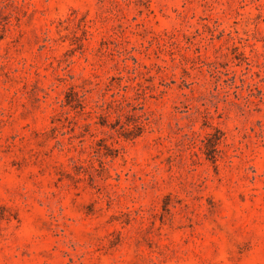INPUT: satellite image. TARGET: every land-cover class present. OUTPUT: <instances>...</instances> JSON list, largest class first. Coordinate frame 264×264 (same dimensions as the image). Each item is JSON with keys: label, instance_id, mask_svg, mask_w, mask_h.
<instances>
[{"label": "rangeland", "instance_id": "obj_1", "mask_svg": "<svg viewBox=\"0 0 264 264\" xmlns=\"http://www.w3.org/2000/svg\"><path fill=\"white\" fill-rule=\"evenodd\" d=\"M0 264H264V0H0Z\"/></svg>", "mask_w": 264, "mask_h": 264}]
</instances>
